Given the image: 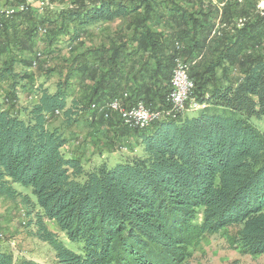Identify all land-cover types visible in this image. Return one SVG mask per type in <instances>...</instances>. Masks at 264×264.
<instances>
[{"label": "trees", "instance_id": "obj_1", "mask_svg": "<svg viewBox=\"0 0 264 264\" xmlns=\"http://www.w3.org/2000/svg\"><path fill=\"white\" fill-rule=\"evenodd\" d=\"M39 1L0 26V198L22 207L54 264H184L199 240L223 233L242 254H263L264 0ZM176 58L205 109L143 129L102 109L118 99L169 111ZM35 60L39 85L15 71ZM80 122L92 155L139 154L112 167L64 152ZM0 264L38 263L0 244Z\"/></svg>", "mask_w": 264, "mask_h": 264}, {"label": "rangeland", "instance_id": "obj_2", "mask_svg": "<svg viewBox=\"0 0 264 264\" xmlns=\"http://www.w3.org/2000/svg\"><path fill=\"white\" fill-rule=\"evenodd\" d=\"M14 8H17L19 4L24 3L25 0H10ZM17 1H21L18 3ZM264 2V1H262ZM260 2L259 4L261 5ZM34 0V4H35ZM47 3L44 7L48 6L49 0H41L37 4ZM43 7V8H44ZM19 13V12H18ZM4 20H2L3 23ZM238 22H244V19L239 20ZM43 35V30H40ZM44 45H42V48ZM66 49H62V53L60 56L66 55ZM51 56H46V58H42L40 64H48L52 62ZM37 65L33 66L29 69H24L21 64L17 65L15 68L16 73L23 74L24 71L28 73H32L35 79L36 85L43 83V78L39 76V72L37 70ZM173 80V69L172 76L170 82ZM52 83H48L50 89H52ZM7 84L0 82V102L3 100V96L6 94ZM17 107H23L26 105L25 96L20 97L18 100ZM121 104V102H120ZM139 104V103H138ZM137 104V105H138ZM107 105L112 106V101ZM105 105V106H107ZM136 105V106H137ZM94 106V107H93ZM122 106V105H121ZM134 106V107H136ZM205 104H200L197 102H193V109H187L184 111V108L177 109L178 114H184L186 112H197L205 109ZM123 107V106H122ZM96 108L95 105H91V109ZM103 109V108H102ZM160 119L156 118L153 121ZM256 125L259 129L264 130V117L259 121H255ZM55 126H61L59 120L54 122ZM149 126V124H141L136 126L137 128L143 129ZM135 127V128H136ZM63 131L65 129H62ZM69 134V137L74 133H78L76 137H72L71 142L64 148V152L68 154L71 153H83L84 159L90 161L92 165L95 163L98 164L101 161L106 160L112 167L120 164L121 159H126L132 155L139 154L140 150L137 152H129L126 148H122L119 151H114L111 154L103 153L102 157L99 158L96 155H92L91 151H88L81 143L83 137L87 134V128L85 127L83 122H80L74 127L69 128L66 133ZM78 140V143L76 142ZM15 189L23 191L32 199L34 198L31 195L30 189L20 188L18 185L14 186ZM31 219H33L31 217ZM29 219L25 217L24 211L22 207L18 204L9 203L0 198V244L4 249H8L10 253L13 254V257H21L23 259H27L30 261H34L38 264H54L53 254L49 251L46 245L40 243L34 236L35 227L32 225L27 226ZM45 223L49 230L56 233L60 239L64 240V237L59 233L57 227L51 221L45 220ZM233 231V230H232ZM230 234V233H229ZM65 246L69 249H75V245L67 243ZM184 264H264V253L257 256H249L242 254L238 249H235L233 246H229L225 237V233L217 235V236H206L198 241L197 245L191 248L190 257L186 260Z\"/></svg>", "mask_w": 264, "mask_h": 264}, {"label": "built area", "instance_id": "obj_3", "mask_svg": "<svg viewBox=\"0 0 264 264\" xmlns=\"http://www.w3.org/2000/svg\"><path fill=\"white\" fill-rule=\"evenodd\" d=\"M10 0H0V26L2 20L13 17L16 13L25 11L29 5L34 3V0H25L24 3L19 4L17 8L12 5ZM47 3H40V8H43ZM259 14L264 18V2L259 4ZM244 22H238L237 27L240 28ZM44 32V31H43ZM41 55L38 53L36 59H40ZM36 61L33 62V66H36ZM188 65L182 59L176 58L173 66V80L170 82V91L167 97L168 102L171 105L169 111H150L145 108L142 103L138 106L125 109L121 106L118 99L112 101V106H104L110 112L118 113L122 122L128 127H136L141 124H151L153 119L161 118L162 116L174 117L177 115V108L193 109L194 100L191 99L193 90V82L188 76ZM107 118V114L104 115ZM129 117H137V124H129Z\"/></svg>", "mask_w": 264, "mask_h": 264}, {"label": "bare ground", "instance_id": "obj_4", "mask_svg": "<svg viewBox=\"0 0 264 264\" xmlns=\"http://www.w3.org/2000/svg\"><path fill=\"white\" fill-rule=\"evenodd\" d=\"M107 106H110V105H107ZM177 109H179V108H177ZM129 124H137V117H129Z\"/></svg>", "mask_w": 264, "mask_h": 264}]
</instances>
